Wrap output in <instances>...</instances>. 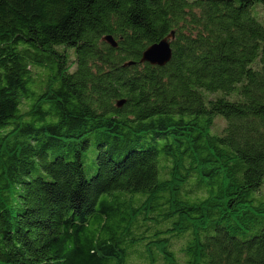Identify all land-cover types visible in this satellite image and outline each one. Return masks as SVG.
Listing matches in <instances>:
<instances>
[{
  "label": "trees",
  "instance_id": "16d2710c",
  "mask_svg": "<svg viewBox=\"0 0 264 264\" xmlns=\"http://www.w3.org/2000/svg\"><path fill=\"white\" fill-rule=\"evenodd\" d=\"M0 264H264V0H0Z\"/></svg>",
  "mask_w": 264,
  "mask_h": 264
},
{
  "label": "water",
  "instance_id": "95a60500",
  "mask_svg": "<svg viewBox=\"0 0 264 264\" xmlns=\"http://www.w3.org/2000/svg\"><path fill=\"white\" fill-rule=\"evenodd\" d=\"M174 40V33L160 41L159 43L154 44L153 46L149 47L142 56V63H148L152 66H159L163 67L166 66L173 57V52L171 48V42ZM106 43L111 45L112 47H117V44L111 37H106L104 39ZM132 65V63L127 64ZM125 104V100H119L116 102V107L120 108L123 107Z\"/></svg>",
  "mask_w": 264,
  "mask_h": 264
}]
</instances>
